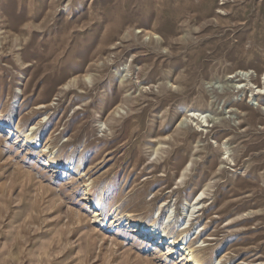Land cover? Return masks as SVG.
<instances>
[{
	"label": "rangeland",
	"instance_id": "374dc122",
	"mask_svg": "<svg viewBox=\"0 0 264 264\" xmlns=\"http://www.w3.org/2000/svg\"><path fill=\"white\" fill-rule=\"evenodd\" d=\"M154 231L264 264V0H0V264H194Z\"/></svg>",
	"mask_w": 264,
	"mask_h": 264
},
{
	"label": "bare ground",
	"instance_id": "6f19581e",
	"mask_svg": "<svg viewBox=\"0 0 264 264\" xmlns=\"http://www.w3.org/2000/svg\"><path fill=\"white\" fill-rule=\"evenodd\" d=\"M236 89V88H235ZM243 89V88H242ZM195 115H197V116H199V117H204V118H208V116L207 115H205V114H196V113H194V114H191V116H195ZM189 117H190V115H189ZM203 119V118H202ZM204 127H206V126H204ZM208 127H210V126H208ZM204 132V131H203ZM202 197L201 198H197L196 200H197V202H196V204L195 205H199L200 203V201H202ZM192 216V215H191ZM191 226V225H190ZM189 226V227H190ZM189 227H186L185 229H187V228H189ZM154 234H155V238L156 237H159L161 240H163V241H165V240H167V235H166V232H160L159 234H157V231H154ZM156 235H158V236H156ZM169 243H170V248L171 249H173V252H174V250L175 249H183V250H185L186 248H183L182 247V242L181 241H179V240H167ZM187 251H189L188 250V248L186 249ZM194 252L191 250V251H189V253H188V255H187V262H189V261H191V262H193L194 264H198L196 261H194V260H196L194 257Z\"/></svg>",
	"mask_w": 264,
	"mask_h": 264
}]
</instances>
